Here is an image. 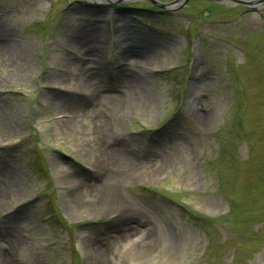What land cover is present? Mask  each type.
<instances>
[{
	"label": "rangeland",
	"instance_id": "rangeland-1",
	"mask_svg": "<svg viewBox=\"0 0 264 264\" xmlns=\"http://www.w3.org/2000/svg\"><path fill=\"white\" fill-rule=\"evenodd\" d=\"M155 2L0 0V264H264V0Z\"/></svg>",
	"mask_w": 264,
	"mask_h": 264
},
{
	"label": "bare ground",
	"instance_id": "bare-ground-1",
	"mask_svg": "<svg viewBox=\"0 0 264 264\" xmlns=\"http://www.w3.org/2000/svg\"><path fill=\"white\" fill-rule=\"evenodd\" d=\"M69 33H72L73 35H75L76 38L74 39L69 38L68 42L77 44L79 46V49L82 52L90 51L91 49L90 42H89L90 38L88 34L83 32V29H81V31L79 32L78 28L73 26L71 27V30L69 31ZM79 33H83L82 35L83 38H77V35ZM77 73L80 76L81 86L85 90H89L90 88H93L92 83L90 81V77L95 74L93 71L89 70L88 67L83 66L82 68H79V71ZM125 73L130 78L129 82L132 84L133 98L135 99L137 103L141 102L139 100L140 98L141 99L144 98L145 91H142L138 86V83H137V80H139V77L137 78L138 75L137 74L130 75V73L122 71L123 75ZM123 209L127 210V208L126 209L123 208ZM144 235H147V236L141 240L140 244L146 247L152 246L153 248H155V246L162 245L165 251H170L171 247H173L175 244V240L172 235H169L168 237L167 235L161 236L160 234H158V230H156V228L154 227H151L150 230H147Z\"/></svg>",
	"mask_w": 264,
	"mask_h": 264
},
{
	"label": "trees",
	"instance_id": "trees-1",
	"mask_svg": "<svg viewBox=\"0 0 264 264\" xmlns=\"http://www.w3.org/2000/svg\"><path fill=\"white\" fill-rule=\"evenodd\" d=\"M159 13L162 14L164 12L163 11H159ZM237 122H238V120H237ZM229 128H230L229 126L226 127V129H224V131L225 130L231 131ZM186 213H188V216L192 220V223L195 226H197L198 228H201V230L203 232V236L207 240L204 250L208 251L209 246L211 244H213V240H214V239L210 238V233L209 232L214 230L215 225L217 223L221 222V219L217 220L216 218H208V217L206 218L204 216L197 215V214H195L193 212H190V211H187V210H186ZM220 237H221V235H220ZM206 254L209 255L207 252H206Z\"/></svg>",
	"mask_w": 264,
	"mask_h": 264
},
{
	"label": "water",
	"instance_id": "water-1",
	"mask_svg": "<svg viewBox=\"0 0 264 264\" xmlns=\"http://www.w3.org/2000/svg\"><path fill=\"white\" fill-rule=\"evenodd\" d=\"M147 1L152 2V3H155V0H147ZM235 1H237V0H235ZM163 8H165V7H163Z\"/></svg>",
	"mask_w": 264,
	"mask_h": 264
}]
</instances>
